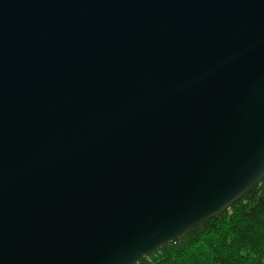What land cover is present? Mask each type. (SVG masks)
Here are the masks:
<instances>
[{
    "label": "water",
    "instance_id": "95a60500",
    "mask_svg": "<svg viewBox=\"0 0 264 264\" xmlns=\"http://www.w3.org/2000/svg\"><path fill=\"white\" fill-rule=\"evenodd\" d=\"M264 181V0H0V264H138Z\"/></svg>",
    "mask_w": 264,
    "mask_h": 264
},
{
    "label": "trees",
    "instance_id": "16d2710c",
    "mask_svg": "<svg viewBox=\"0 0 264 264\" xmlns=\"http://www.w3.org/2000/svg\"><path fill=\"white\" fill-rule=\"evenodd\" d=\"M138 264H264V181L227 212Z\"/></svg>",
    "mask_w": 264,
    "mask_h": 264
}]
</instances>
